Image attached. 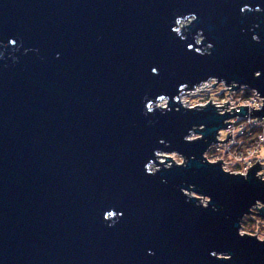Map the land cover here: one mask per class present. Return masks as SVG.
<instances>
[{
    "label": "water",
    "instance_id": "95a60500",
    "mask_svg": "<svg viewBox=\"0 0 264 264\" xmlns=\"http://www.w3.org/2000/svg\"><path fill=\"white\" fill-rule=\"evenodd\" d=\"M209 76L264 97V0H0V264H264L236 224L264 202L259 167L244 181L203 165L221 118L175 111L181 86ZM161 95L169 111L145 114ZM201 124L204 141L185 143ZM154 151L194 159L147 175Z\"/></svg>",
    "mask_w": 264,
    "mask_h": 264
},
{
    "label": "clouds",
    "instance_id": "9594fccd",
    "mask_svg": "<svg viewBox=\"0 0 264 264\" xmlns=\"http://www.w3.org/2000/svg\"><path fill=\"white\" fill-rule=\"evenodd\" d=\"M243 12L244 10L241 9ZM259 12L260 9L255 10ZM197 20L195 14H189L183 19H176V27L171 29L172 33L179 37L181 41L185 39L181 30H186ZM253 42L259 43L257 36H252ZM204 37L200 31H197L194 37L196 46V54L201 57L211 55L213 45L203 43ZM10 44L12 41L9 42ZM188 50H192L189 46ZM152 74L157 75V70L152 69ZM260 76L259 72L254 73V78ZM186 85L179 89V96L174 98L178 102L179 107L175 109L179 112L183 109L185 112H202L211 107L218 118H221V126L215 134V142L210 143L205 151L201 154V163L208 167H219L222 175L230 178H239L247 181L250 171L254 167H259V171L255 173L254 179L264 184V116L256 115L264 112V97H261L256 89H249L246 85L239 86L236 83L228 84L225 80L215 76L201 80L194 85L192 90H185ZM159 111L164 114L169 111V100L161 95L157 97L155 103L146 104L145 114H153ZM242 111L245 113L240 118ZM232 117L223 119L225 116ZM205 131L203 124L193 126L188 134L183 137L185 143H199L204 141L202 133ZM159 143L163 144L164 141ZM155 161L153 164L149 162L145 166L147 175H156L161 169L168 171L175 166L179 169L188 167L189 161L194 157L185 158L182 153L177 151L161 152L154 151ZM193 186L189 185L188 190L180 189V194L185 198L186 202H194V206L207 210L211 204V197L207 195L197 194L192 190ZM213 211L217 209L213 206ZM264 202L255 200L248 207L247 211L242 213L237 219V236L238 238L255 239L257 244L264 245ZM115 218L118 220L120 214L108 211L105 216V222H109L108 226L112 227L110 222ZM154 253L149 250L148 255ZM211 257L215 260L228 264L232 257L226 254L211 253Z\"/></svg>",
    "mask_w": 264,
    "mask_h": 264
},
{
    "label": "bare ground",
    "instance_id": "6f19581e",
    "mask_svg": "<svg viewBox=\"0 0 264 264\" xmlns=\"http://www.w3.org/2000/svg\"><path fill=\"white\" fill-rule=\"evenodd\" d=\"M205 45H207V44H205ZM188 90V89H187ZM189 90H192V89H189ZM241 117V116H240ZM230 119V118H229ZM154 164V163H153ZM158 166V165H157Z\"/></svg>",
    "mask_w": 264,
    "mask_h": 264
},
{
    "label": "rangeland",
    "instance_id": "374dc122",
    "mask_svg": "<svg viewBox=\"0 0 264 264\" xmlns=\"http://www.w3.org/2000/svg\"><path fill=\"white\" fill-rule=\"evenodd\" d=\"M249 89H250V88H249ZM235 90H237V91H238L239 89H235ZM257 171H259V169H258ZM257 171H256V172H257Z\"/></svg>",
    "mask_w": 264,
    "mask_h": 264
},
{
    "label": "built area",
    "instance_id": "2783aa9c",
    "mask_svg": "<svg viewBox=\"0 0 264 264\" xmlns=\"http://www.w3.org/2000/svg\"><path fill=\"white\" fill-rule=\"evenodd\" d=\"M240 118H243V116H241Z\"/></svg>",
    "mask_w": 264,
    "mask_h": 264
}]
</instances>
